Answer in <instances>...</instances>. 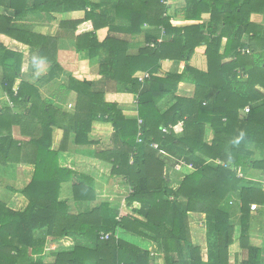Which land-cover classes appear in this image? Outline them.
<instances>
[{
	"label": "trees",
	"instance_id": "16d2710c",
	"mask_svg": "<svg viewBox=\"0 0 264 264\" xmlns=\"http://www.w3.org/2000/svg\"><path fill=\"white\" fill-rule=\"evenodd\" d=\"M164 1L0 0V33L37 49V58L53 65L49 75L60 68L48 49L51 38L18 24L32 14L83 11V18L60 24L76 52L95 59L102 46L109 49L98 81L70 75L58 93L43 96L22 76L23 52L0 44V88L13 104L0 107V163L34 167L27 185L14 190L27 200L22 209L0 199V264H153L149 250L121 233L157 244L163 264H231L237 224L247 255L235 264H264V249L246 243L250 204L264 205V188L245 178L250 169L264 170V28L250 20L264 15V0H182L171 15ZM202 13L210 14L208 22ZM145 26L163 28L162 40ZM103 27L108 35L99 42L95 31ZM120 33L144 44L131 52ZM201 45L205 71L189 64ZM166 60L184 65L171 72ZM138 73L149 75L140 80ZM109 82L135 95L137 116L105 100ZM180 82L194 85L192 97L176 94ZM70 94L74 109L67 111ZM14 126L26 139L13 137ZM53 128L62 131L56 149ZM98 131L109 134L110 147L95 159L128 188L118 204L98 200L94 176L76 170L74 147L97 144L91 134ZM177 163L192 170L176 171ZM66 183L70 200L61 197ZM236 198L237 224L230 203ZM193 214L204 215L211 238L205 258L191 239ZM66 238L71 247L46 250Z\"/></svg>",
	"mask_w": 264,
	"mask_h": 264
},
{
	"label": "crops",
	"instance_id": "0c3cea01",
	"mask_svg": "<svg viewBox=\"0 0 264 264\" xmlns=\"http://www.w3.org/2000/svg\"><path fill=\"white\" fill-rule=\"evenodd\" d=\"M90 1L98 3L101 0ZM181 2L182 0H169L168 3L170 4V7L168 10V14L171 15L172 13H174L177 9V4ZM83 16L84 12L78 10L64 12H38L18 22V24L23 25L25 28H29L30 31L35 32L36 34L51 38V40L49 41L48 49L52 57H54V60L60 66L59 74L55 75H49L48 73L49 69L53 67L51 62L46 61L44 59L39 60L37 58V49L29 48L27 45L9 37L8 35L0 33L1 45L23 52L24 56L21 68L22 76L26 80H29L35 85H37L40 90V93L43 96H50L51 94L58 93L59 83H65L67 76L70 75L79 80L87 79L98 81L100 79V75L98 74V68L100 63H104L108 60V47L102 46L100 48L99 55L95 59H90L87 51L76 52L75 39L71 36L70 32L60 27L61 22L81 19L83 18ZM201 16L205 23L208 22L210 19L209 13H202ZM250 20L254 23L259 24L260 26H263L264 28V15L254 13L251 15ZM178 22L181 23H177V25L184 24L180 20H178ZM143 30L145 32L155 35L158 41L162 40V36L164 34L163 28H153L145 26ZM95 34L97 36L98 41L102 42L104 38L108 35V28H100L95 31ZM116 35L123 37L127 39V41H129L131 45V52H135L139 46H142L144 44L142 38L139 40H131L130 35L126 33H120ZM223 41H225V38L223 39ZM204 49L205 45L196 47L194 53L192 54L189 60V64L191 66L201 71H205L207 69V61L206 56L204 54ZM183 65L184 62L182 61H163V68L171 72L180 71ZM39 69L43 70L42 73L41 71H39ZM35 70H37L40 75L34 74ZM55 72L58 71L55 70ZM140 74L142 73H138L137 75ZM158 75H162V73H158ZM19 81L20 79L16 80V85ZM16 85L14 88H16ZM105 88V100L117 103L118 107L123 111L126 117L134 118L135 116H137L135 95L125 92L122 88H120L119 86H114L111 82H109V84L106 83ZM194 90L195 87L192 83L180 82L177 86L176 94L183 97H192L194 94ZM5 103H8L11 107H13V104L8 101L6 94H4L0 88V107H2V105H4ZM166 107L167 106H165L164 108ZM12 132L13 137L15 139H26V137L20 135L18 127L14 126L12 128ZM210 135V131H208L207 138H209ZM61 137L62 131L60 129L53 128L51 148L56 149L59 146ZM91 137L95 140H99L98 143L82 147H74L73 150H75V160L77 162L79 157L87 156L93 159L92 163L98 162L99 166L100 162L95 159L94 154L99 150L107 149L110 147V137L108 133H92ZM256 156L258 157V155ZM78 165L79 163H76V170L84 172L77 167ZM176 165H179L180 167V169H176V167H174L176 171L188 172V170H192V167L184 163H177ZM101 167L106 168L102 164ZM33 169V165L30 164L18 163L2 165L0 163V199L11 208L22 209L26 205V198L21 193L16 192L14 190H20L21 188L27 185V183L30 181ZM106 169L108 170V168ZM174 174L177 175L175 172ZM245 178L247 180L258 182L264 188V170L250 169L249 171H247ZM173 185L176 186L177 183H174ZM69 194L71 195V192H69ZM230 203L234 206V211L231 218L235 219V223L237 224L239 223L241 216V212L238 208V205H236L238 203L237 198L236 200L234 199ZM258 206L259 207L256 211L250 210L249 212V219L247 222L250 224V226L251 222L259 221L262 224V221H264V205ZM250 226L246 231V236L249 238L246 243L249 245L260 246L264 249V227L262 229H259L251 228ZM240 234V226L237 224L234 231V243L229 248L231 264H235V261L239 262L241 259L246 258L247 255V250L243 248L241 249V241L239 239ZM122 235L124 239L142 248L147 249L145 245L148 242L141 240L139 237L133 236L131 234L125 233ZM130 236L137 238V242L133 241ZM59 241L62 242V244ZM73 243L74 242L71 238L61 239L48 244L46 250H48V246L52 244H54L52 249L49 248L50 250L48 251H54L56 248L59 247L68 248L71 247Z\"/></svg>",
	"mask_w": 264,
	"mask_h": 264
},
{
	"label": "rangeland",
	"instance_id": "374dc122",
	"mask_svg": "<svg viewBox=\"0 0 264 264\" xmlns=\"http://www.w3.org/2000/svg\"><path fill=\"white\" fill-rule=\"evenodd\" d=\"M39 71H41L42 73L43 70L39 69ZM34 74L40 75V73L37 70H35ZM66 99L67 100L64 103V108L67 109V111H72L74 109L75 95L73 94L68 95ZM95 133H101V132L98 131ZM92 161L93 159L87 156L79 157L78 161L76 162V163H79L77 167L84 172L91 173L94 176V178H96L95 183H96L97 192H98V198H97L98 200L106 199V200H110L112 203L118 204L123 199V197L127 194L128 192L127 186L123 185L118 178L111 177L109 175V170H107L106 168H102L101 164L99 165L100 166L99 167L98 162L92 163ZM172 178L174 182L178 181V178H176L175 174L172 175ZM69 192H70V185L69 183H66L62 187L61 197L67 198L70 200L71 198H70ZM71 209L75 211L77 207L71 205ZM232 220L233 222L236 221L235 219H232ZM205 221L206 220H205L204 215H199V214H193L191 218L189 219L191 239L194 243L200 244L202 246L204 257H205V254H204L205 247L211 242V238H209L208 233H207L208 230L206 229ZM250 227L262 229L264 227V221H262V224L259 221L251 222ZM122 234L123 233H121V237L124 238ZM130 238L133 241L137 242V238H134L132 236H130ZM146 242H148L145 245L146 248L149 249V251L152 253L153 264H163V259L160 255V251L159 249H157L158 245L151 243L149 241H146ZM60 243L62 244V242ZM53 245L54 244L50 245L48 247V250L52 249ZM61 248L62 247H59L56 249H61ZM46 260L50 261L51 258L47 257Z\"/></svg>",
	"mask_w": 264,
	"mask_h": 264
},
{
	"label": "built area",
	"instance_id": "2783aa9c",
	"mask_svg": "<svg viewBox=\"0 0 264 264\" xmlns=\"http://www.w3.org/2000/svg\"><path fill=\"white\" fill-rule=\"evenodd\" d=\"M164 2H165L166 4H168L169 0H165ZM149 45L152 46L153 43H149ZM148 75H149L148 73H143V74H141V75L139 76V79L142 80L143 78L148 77ZM249 109H250L249 106H246V107L244 108V112H248ZM162 130H163L164 132L167 131L166 128H163ZM152 146H153V147H157V144H156V143H153ZM175 167H176V169H180L179 165H176ZM238 173H239L240 176L242 175L239 169H238ZM258 207H259V206H258L256 203H252V204H250V210H251V211H256V210L258 209ZM108 236H109V233L102 234V235H101V238H108Z\"/></svg>",
	"mask_w": 264,
	"mask_h": 264
},
{
	"label": "bare ground",
	"instance_id": "6f19581e",
	"mask_svg": "<svg viewBox=\"0 0 264 264\" xmlns=\"http://www.w3.org/2000/svg\"><path fill=\"white\" fill-rule=\"evenodd\" d=\"M75 59V58H74Z\"/></svg>",
	"mask_w": 264,
	"mask_h": 264
}]
</instances>
